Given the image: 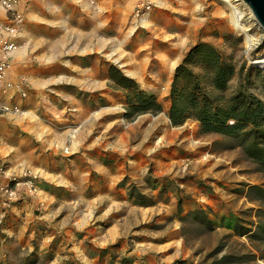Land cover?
<instances>
[{"label": "crops", "instance_id": "1", "mask_svg": "<svg viewBox=\"0 0 264 264\" xmlns=\"http://www.w3.org/2000/svg\"><path fill=\"white\" fill-rule=\"evenodd\" d=\"M133 2L23 3L9 78L27 81L30 101L21 107L31 116L0 115V155L15 170L36 171L39 193L0 203V264H189L176 261L183 218L202 213L214 228L230 229L237 163L216 151L215 134L190 119L173 127L167 115L186 36L176 28L152 42L140 32L120 59L119 5L133 11ZM111 67L162 111L121 131L113 109L124 98ZM52 114L61 132L46 131Z\"/></svg>", "mask_w": 264, "mask_h": 264}, {"label": "rangeland", "instance_id": "2", "mask_svg": "<svg viewBox=\"0 0 264 264\" xmlns=\"http://www.w3.org/2000/svg\"><path fill=\"white\" fill-rule=\"evenodd\" d=\"M234 2L244 31L234 28L230 19L231 9L220 0H153L151 12L141 21L133 20L132 10L129 11L125 4H120V59L132 50L138 33L142 32L146 40L162 41L167 34L180 28L182 35L186 36V42L182 46L183 58L179 65L191 48L199 44H209L236 68L237 76L229 83V93H233L237 87H243L246 92L264 103V66L255 63L264 59V33L256 25L248 6L242 1ZM246 34L252 37L251 43L246 42ZM120 92L124 104L113 110L119 114L121 131H128L135 125L139 115L133 119L126 116V92L122 89ZM29 96L28 90L26 102L30 101ZM29 109L24 108L21 115ZM30 113L29 111L24 117H30ZM50 116L53 120L47 121L46 131L49 130L50 134L61 132L62 128L55 127L54 124L61 125L62 122L56 120L57 116ZM28 121L31 123V120ZM215 135L216 151L228 153L239 167L235 168L239 176L242 175L239 192L235 194L239 200L236 214L231 220L229 230L214 228L202 213L183 218V246L176 261H186L189 264H264V162L259 160L264 158V135L250 131L238 136ZM253 144H257L259 150L251 149ZM260 153L263 156L258 157ZM6 164L12 173L28 171L40 181L39 174L31 167H19L15 170L9 163ZM131 193L140 195L136 188L131 189ZM37 261L38 264L45 263L43 259Z\"/></svg>", "mask_w": 264, "mask_h": 264}, {"label": "trees", "instance_id": "3", "mask_svg": "<svg viewBox=\"0 0 264 264\" xmlns=\"http://www.w3.org/2000/svg\"><path fill=\"white\" fill-rule=\"evenodd\" d=\"M109 74L114 85L126 92L128 118L162 111L154 95L140 90L120 70L111 67ZM236 76L235 66L215 47L199 44L191 48L176 67L171 84L167 113L171 124L181 126L193 119L204 134L238 136L250 131L264 135V103L243 87L229 93V83ZM250 148L259 150L257 144ZM259 160L264 162L263 157Z\"/></svg>", "mask_w": 264, "mask_h": 264}, {"label": "built area", "instance_id": "4", "mask_svg": "<svg viewBox=\"0 0 264 264\" xmlns=\"http://www.w3.org/2000/svg\"><path fill=\"white\" fill-rule=\"evenodd\" d=\"M27 0H0V115H21V103L27 99V81L11 80L12 54L18 49L17 39L22 32V5ZM241 1V0H237ZM95 8L97 0H84ZM153 8V0H135L132 18L144 19ZM39 191L37 178L28 171L12 173L0 155V198L3 206H10L22 197L35 196Z\"/></svg>", "mask_w": 264, "mask_h": 264}, {"label": "water", "instance_id": "5", "mask_svg": "<svg viewBox=\"0 0 264 264\" xmlns=\"http://www.w3.org/2000/svg\"><path fill=\"white\" fill-rule=\"evenodd\" d=\"M248 6L256 25L264 33V0H241Z\"/></svg>", "mask_w": 264, "mask_h": 264}, {"label": "bare ground", "instance_id": "6", "mask_svg": "<svg viewBox=\"0 0 264 264\" xmlns=\"http://www.w3.org/2000/svg\"><path fill=\"white\" fill-rule=\"evenodd\" d=\"M220 1H222L224 4H227V6H229V8L231 9L230 19H231V22H232V25L234 26V28L236 30H239V31H244V26L240 22V16H238L239 14L237 15V13H236L237 8H236L235 2H234L235 0H220ZM246 38H247L246 42H248V43L252 42L251 36H248L246 34ZM255 63H257L261 66H264V59H262L261 61L260 60L255 61Z\"/></svg>", "mask_w": 264, "mask_h": 264}]
</instances>
